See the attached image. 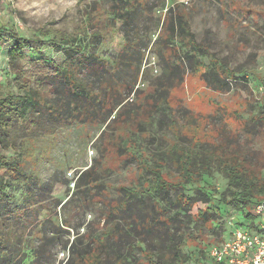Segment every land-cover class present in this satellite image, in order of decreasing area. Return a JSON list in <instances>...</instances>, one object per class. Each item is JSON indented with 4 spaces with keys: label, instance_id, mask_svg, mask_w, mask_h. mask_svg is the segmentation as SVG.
<instances>
[{
    "label": "rangeland",
    "instance_id": "obj_1",
    "mask_svg": "<svg viewBox=\"0 0 264 264\" xmlns=\"http://www.w3.org/2000/svg\"><path fill=\"white\" fill-rule=\"evenodd\" d=\"M113 3L114 0H0V26L7 29L6 32L14 31L24 37L46 31L74 35L80 33L85 19L89 18L88 31L99 36L93 37L92 41L97 44L99 55L106 57L123 44L119 30L121 21H112L110 6ZM147 4L148 11L140 10L139 16L134 18L135 25L149 30L145 34L144 60L133 90L136 85L138 88L128 102L134 112L126 111V107L121 110L119 119H111L114 112L102 125L95 118L93 123L84 121V124L78 119L65 120L60 127L61 121H47L43 115H38L40 111L14 122L8 136L12 144L0 149V154L24 165L25 173L34 168L37 179L52 188L48 193L42 191L41 205L32 200V205L25 206L28 191L24 181L12 179L15 173L0 168V175L14 181L9 189L12 199L0 194V240L8 251L12 247L19 248V252L26 248L44 249L39 254L38 264H90L94 262L92 258L83 262L79 258L92 249L102 264H114L116 254L127 257V262L132 264L147 263V252H153L154 258H157L156 254L170 258L172 264H192L194 258H199L200 262L197 260L193 264H213L201 250L206 249L208 243H220L224 239L229 221L238 224L243 218L236 209L228 206L215 221L203 223L195 215L189 217L184 208H178L176 204L165 211V216L173 218L169 225L159 222L150 234L138 232V225L148 216H159L158 207L166 209L167 199L174 200L176 192L170 190L169 197L163 200L159 196H141L139 202L129 199V193L125 195L128 188L131 191L148 189L147 182H143L150 176L145 156L153 153L157 157L165 150L163 155H166L167 163L163 171L172 176L177 172L170 160L175 143L181 147H189L190 142L203 144L199 150L206 153L211 145H216L227 155L234 151L240 158H245L264 183V123L253 117L261 109L264 99V89L259 87L264 78V0H147ZM177 13L184 14L194 39L206 45L211 54L233 70L234 76L226 79L228 90L218 91L205 84L200 77L202 69L194 71V65L185 57L179 70L174 69V74L163 73L164 62L170 61V57L168 52L163 57L162 50L176 51V47H170L171 43H166L163 38L165 34L160 38L158 32L167 14L173 21ZM5 36L4 32L0 35L1 93L17 89L7 55L13 42ZM41 51L24 48L18 68L28 70L29 61L40 56L55 63L64 59L61 51L48 47ZM179 51L176 53L182 54ZM208 58L209 55L204 54L199 59L207 62ZM143 67L144 73H141ZM181 72L184 77L179 82ZM79 75L86 76L85 71ZM165 85L175 86L170 89L169 108L163 114L161 105L155 106L158 94L154 90H163ZM50 95L48 91L41 96L49 99ZM169 115L176 121L170 122ZM39 119L44 126L29 125ZM145 127L147 131H143ZM129 139L136 140L137 148H142L135 155L123 153L122 148H130ZM30 148L33 150L29 151ZM141 152L145 156L139 157ZM215 165H211L205 176L206 182L201 178L198 187L187 184L183 191L186 197L193 198L198 188H211L215 197L208 210L212 212L217 211L220 205L217 198L226 186V179ZM89 166L92 167L89 176L95 181L93 187L80 180L81 172ZM38 191L36 187L37 196ZM68 197L69 203L61 207ZM84 200L88 203L86 211L81 208ZM130 201L132 204L127 206ZM109 206L113 210L111 216H108ZM21 207L24 210L19 209ZM250 211L254 215L252 209ZM254 216L255 222L259 221V217ZM173 234L175 239L180 237L178 244L185 260L174 259V247L169 242ZM3 239L8 240L7 244ZM145 248L150 250L144 252Z\"/></svg>",
    "mask_w": 264,
    "mask_h": 264
},
{
    "label": "trees",
    "instance_id": "obj_2",
    "mask_svg": "<svg viewBox=\"0 0 264 264\" xmlns=\"http://www.w3.org/2000/svg\"><path fill=\"white\" fill-rule=\"evenodd\" d=\"M110 8L112 21L114 23L116 20L121 21L122 27L119 30L122 33L123 44L114 54H108L106 57L99 55L100 53L97 52L96 48L97 44L92 41V38L98 35L91 34L88 31L87 26L90 25L88 21L89 23L91 21L89 18L85 19V25L82 26L80 33L74 35L58 31H46L36 36L24 37L14 31L6 32L5 30L7 29L0 26V35L4 32V35L6 34L5 37L13 42L7 50L9 58L8 66L9 68L11 67L17 83L15 92H0V149L11 146L12 143L9 141L8 136L14 122L18 119L29 117V113L40 111L41 114L38 115H43L47 121H53L52 123L57 120L61 121L58 123L59 125L60 123H64L65 120L75 121L77 119L80 120V124H84V121L93 123V119L95 118L102 125L110 119V116L114 112L115 116L111 119L115 121L119 119L121 110L123 111L126 107H128L126 111L134 112V107H130L128 102L131 95L134 96L135 89L138 88L136 85L133 90L144 60V49L147 46L145 34L149 31L146 28L135 25L134 18L139 16L138 12L140 10L147 12L149 8L147 0H114ZM162 35L166 43H171L170 47H176V51L178 52H180L179 50L182 51V54H179L176 51L162 48L163 57L166 56L167 52L170 57V61L166 60L164 62L163 73L174 74V69L176 70L177 68L179 70L180 63L185 57L194 65V71L198 68L202 69L200 77L209 87L211 86L218 91L229 89V83L226 79L234 76L233 70H230L226 63L211 54L206 45L194 39L193 35L189 32L183 13H177L173 21L171 16L167 14V19L163 23L162 29L158 32L160 38H162ZM46 47L51 48L53 51H61L64 55L63 61L55 63L40 56L29 61L28 70L18 68V61L22 57L24 48L35 49L40 53ZM204 54L209 55L207 62L199 59L200 55ZM173 66L176 67L174 68ZM144 68H142L141 73H144ZM82 70L85 71L86 76H83L84 74L79 75ZM183 77L181 72L178 77L179 82L183 80ZM163 83L164 81L161 84ZM259 84V87L264 89V78H261ZM174 86L165 85L163 90H157L156 88L154 90L158 94L155 106L161 105L160 109L163 111V114L169 108L168 97L170 89ZM48 91L51 93L49 99L46 97L42 99L41 95ZM41 106H44L43 110ZM140 106L142 107V105ZM135 114L134 117H136ZM253 117L256 121L264 123V99L261 109ZM148 119L150 120L149 116ZM170 120V122L176 121L174 118H170ZM141 123L142 121H140L138 127L141 126ZM151 124L153 125V123ZM29 125L32 127L37 125L44 126L42 119ZM120 128L123 129L122 127H118L119 130H121ZM137 130H134V133ZM140 131L141 129H139ZM143 131H147V128ZM131 139L128 141L130 148L125 147L122 150H124L123 153L128 152L127 154L135 155L137 154V150L141 151L142 148H137L136 140ZM121 145H123V142ZM175 145L171 149L172 157H170V160L173 167L177 169V172L172 176L163 171V167L167 163L166 155H163L165 150L159 152L157 157H155V154L153 156V153L146 156L142 152L139 153L141 155L139 157L145 156L144 162L150 168L149 178L143 180L144 183L147 182L148 189L131 191V188H128L125 191V195L129 193V199L139 202L141 201V196H148L150 198L159 196L160 200H163L169 197L170 190L176 192L174 200L171 199L170 201L169 198L167 199L169 203L166 209L164 206L158 207L157 213L159 216H148L138 225V232L144 231L150 234L153 232V227L159 222L169 225L173 218L169 215L165 216V211L168 212L169 208L176 204L178 208H184L189 217L195 215L197 219L203 220V223L208 220L215 221L217 215H220L222 211L226 212L227 207L231 206L243 218L238 221L240 223L237 222V225L251 222L250 226L254 227L256 218H254L255 216L250 209L256 202H264V183L260 181L259 174L250 167L246 159L240 158L234 151L227 155L225 151H220L216 145H211L212 148H209L210 150L207 153L205 150H199L201 147H204L203 144L198 145L197 143L192 144L190 142L188 144L189 147L186 145V147H181L176 143ZM30 150L33 149L30 148ZM150 160H152L151 163H149ZM212 164H216L215 167L226 179V186L217 198L220 205H218L217 211L213 212L208 210V207L213 205L215 197L211 188H198V193L193 198L190 196L186 197L183 193L184 186L187 184H196L198 187L201 178L206 182L205 176H207ZM0 168L11 170V172L15 173L16 175L12 173V179L19 182L24 181L28 191L25 197L28 203L24 204L25 206L32 205V200L41 205V201L43 200L41 195L44 194L42 191L45 190L47 193L51 191L52 186L44 184L40 179H37L38 176L35 174L34 168H31L33 170L30 173H25L24 165L22 166L17 161L7 160L1 154ZM91 171L92 167L89 166L80 174V180H85V183L89 187L95 186L94 179L89 176ZM20 176H22L21 179H19ZM13 182L1 174L0 194H6L7 198L12 199L13 195L9 189ZM36 187L39 190V196L34 192ZM66 195L68 194L66 193ZM69 198L61 204V207L68 202ZM29 200H31L30 203ZM9 202L11 203L12 201ZM87 204V201L84 200V205L81 208L85 211L86 207H88ZM130 204H132L131 201L128 202L127 206ZM74 205L76 206V203ZM109 208L110 212H108V216H111L113 210L111 206ZM19 209L24 210L22 207ZM165 218L167 219L165 220ZM3 241L4 244L8 242L6 239H3ZM169 242L174 247V259H184L182 258L183 254L178 244L180 237L175 239V235L173 234L169 237ZM184 244L186 245L187 241ZM15 245H18V242H15ZM6 248V245H3V242L0 240V264H38L41 260L39 254L44 250L37 248L34 251V249L26 248V251L19 252V248L16 247H12L11 251H8ZM145 249L144 252L150 250V248ZM201 251L205 252V249ZM154 256L153 252H147L146 261L148 262L140 264H172L168 260L170 258H165L158 254H156L157 258H154ZM115 257L114 264H132L130 261L127 262V257L125 256L120 257L116 254ZM90 258L94 261L90 264H102L99 255L95 254L94 249L85 253L79 260L81 259V262H83L85 259ZM197 260L199 262V258H194L191 261L192 264Z\"/></svg>",
    "mask_w": 264,
    "mask_h": 264
},
{
    "label": "built area",
    "instance_id": "obj_3",
    "mask_svg": "<svg viewBox=\"0 0 264 264\" xmlns=\"http://www.w3.org/2000/svg\"><path fill=\"white\" fill-rule=\"evenodd\" d=\"M251 209L259 217L254 227L250 222L237 225L229 221L224 239L206 246L213 264H264V202L254 203Z\"/></svg>",
    "mask_w": 264,
    "mask_h": 264
},
{
    "label": "crops",
    "instance_id": "obj_4",
    "mask_svg": "<svg viewBox=\"0 0 264 264\" xmlns=\"http://www.w3.org/2000/svg\"><path fill=\"white\" fill-rule=\"evenodd\" d=\"M258 221H256V223H257ZM200 262V261H199ZM200 264V263H199Z\"/></svg>",
    "mask_w": 264,
    "mask_h": 264
}]
</instances>
